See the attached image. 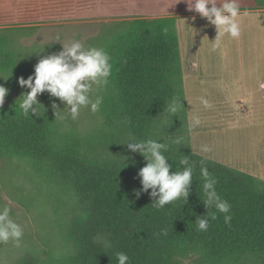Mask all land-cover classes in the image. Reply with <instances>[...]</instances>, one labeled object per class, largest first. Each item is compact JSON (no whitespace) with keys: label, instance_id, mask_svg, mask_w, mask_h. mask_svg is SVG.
<instances>
[{"label":"rangeland","instance_id":"obj_1","mask_svg":"<svg viewBox=\"0 0 264 264\" xmlns=\"http://www.w3.org/2000/svg\"><path fill=\"white\" fill-rule=\"evenodd\" d=\"M239 6L240 36L234 39L215 38V26L189 11L185 0H0V49L15 55L13 63L0 70V85L8 89L0 114L21 111L18 97L29 89L21 87L18 78L27 79L38 59L58 52L61 43L79 40L103 48L112 33L128 25L168 19L176 43L168 72L170 90L144 137L134 135L124 121L110 80L106 86L92 87L91 99L102 97L96 113L82 107L73 120L59 98L45 91L37 96V115L30 114L48 120L49 146L58 152L139 170L146 164L144 157L122 142L130 137L160 138L157 142L166 143L169 154L186 152L223 164L250 175L264 191V111L255 113L257 104L252 96L240 95L238 82L241 64L255 65L247 58L257 52L264 61V0H239ZM58 35L61 43L56 42ZM242 68L247 74V67ZM177 97L181 104L173 113L169 106ZM201 98L212 107L205 108ZM53 101L60 107L56 114ZM194 115L201 119L195 128ZM202 144L212 150L203 153ZM5 205L24 234L20 247L11 241L0 244V264H71L79 249L76 226L85 217L73 184L54 170L49 157L8 153L0 139V207ZM260 256L218 258L190 252L177 264H264V253Z\"/></svg>","mask_w":264,"mask_h":264},{"label":"trees","instance_id":"obj_2","mask_svg":"<svg viewBox=\"0 0 264 264\" xmlns=\"http://www.w3.org/2000/svg\"><path fill=\"white\" fill-rule=\"evenodd\" d=\"M175 45L169 20L159 19L128 25L112 33L103 47L111 57L109 80L122 106L123 119L140 138L167 99ZM14 56L0 49V70L10 66ZM49 131L45 118L25 116L21 111L0 114L5 151L21 157H49L54 170L73 184L84 206V220L75 231L79 249L71 264H117V252H125L129 264H177L179 257L190 252L262 259L264 191L257 189L250 175L194 154L165 152L172 165L170 171L181 170L179 161L187 156L194 164L193 180L187 202L181 199L156 209L148 192L135 195L142 187L137 168L127 171L83 159L75 152L52 150ZM202 167L215 178L221 199L231 205L229 213H220L215 207L206 209ZM213 212L217 219L210 220L207 231L198 230L201 216ZM225 215L231 216L229 223H225Z\"/></svg>","mask_w":264,"mask_h":264},{"label":"clouds","instance_id":"obj_3","mask_svg":"<svg viewBox=\"0 0 264 264\" xmlns=\"http://www.w3.org/2000/svg\"><path fill=\"white\" fill-rule=\"evenodd\" d=\"M176 2L178 0H175ZM185 3L189 11L198 13L215 26L217 31L215 38L228 35L235 39L240 36V26L237 23L240 12L239 0H185ZM218 3L219 6H217ZM56 42H60L59 35L56 37ZM219 43L220 40L217 39L216 46H219ZM61 45L58 52L39 58L34 65L33 73L27 79L18 78L19 85L29 89L18 97L21 98L18 106L23 115L28 116L30 113L37 115L36 105H41L37 96L45 91L51 97L59 98L73 120L78 118L82 107L90 106L93 113L99 111L102 97L97 96L95 100H92L90 93L93 85L102 87L108 84L112 70L110 55L104 48L85 46L79 40H69ZM7 92L8 89L0 85V105H3ZM201 103L205 108L212 107L203 98H201ZM177 104H181L180 98H173L169 110L175 113ZM52 108L56 114V109L60 107L53 101ZM192 121L194 128L201 124L198 115H194ZM158 139L160 138L137 140L135 137H130L122 143H125L131 152H139L146 161V164L137 172L142 187L135 192V195L139 197L141 192H148L152 198L153 207L163 209L177 200L182 199L183 203L187 202L193 180L194 164L185 156L179 161L183 168L170 171L172 165L164 155L168 150V145L164 142H157ZM175 143L179 145L180 140L177 139ZM200 150L208 153L212 149L209 145L202 144ZM201 175L204 179L203 203L206 209L215 207L220 213H229L231 205L222 200L217 193L215 178L205 167L201 168ZM10 213L9 206L0 207V244L11 241L14 246L20 247L24 229L11 218ZM216 219L215 212L209 216H201L197 222L198 230L207 231L210 220ZM224 220L225 223H229L231 216L225 215ZM162 234L166 236L167 232L164 231ZM115 256L117 264H129V257L125 252H117Z\"/></svg>","mask_w":264,"mask_h":264},{"label":"crops","instance_id":"obj_4","mask_svg":"<svg viewBox=\"0 0 264 264\" xmlns=\"http://www.w3.org/2000/svg\"><path fill=\"white\" fill-rule=\"evenodd\" d=\"M257 52L254 53V57H250L247 59H254L255 65L250 64H241V76L238 79L239 82V89H240V95L244 96L245 98L253 97L254 104H257L254 108L255 113H257L259 110L262 109V112L264 111V104L260 105L261 103H264V74H263V66L264 61L261 58H257ZM257 59L260 60V63L257 62ZM243 60H241L242 62ZM243 63V62H242ZM247 67V74H244V68Z\"/></svg>","mask_w":264,"mask_h":264}]
</instances>
